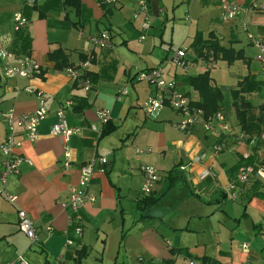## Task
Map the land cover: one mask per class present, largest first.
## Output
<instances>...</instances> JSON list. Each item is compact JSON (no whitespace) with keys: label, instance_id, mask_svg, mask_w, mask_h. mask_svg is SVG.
Here are the masks:
<instances>
[{"label":"crops","instance_id":"1","mask_svg":"<svg viewBox=\"0 0 264 264\" xmlns=\"http://www.w3.org/2000/svg\"><path fill=\"white\" fill-rule=\"evenodd\" d=\"M139 1L120 0L107 12L98 0H36L34 5L26 0H0V47H14L20 54L29 51L42 66L36 77L9 79L0 60V144L7 134L3 114L34 111L39 105L36 93L25 87L42 89L49 109L40 124L39 137L35 141L23 139L18 150L26 160L20 173L11 175L6 185L16 200L0 196V264L20 253L31 264H190L191 259L205 264L204 258L212 264H264V181L248 182L235 199L227 191L247 161L244 152H250L255 162L264 156V139L260 137L264 131V93L258 91L255 74L236 88L250 102L249 130L246 132L240 123L234 93L231 109L221 108L235 132H244L245 140L232 134L223 136L226 147L218 156H214L213 146L219 135L207 133L203 125L191 131L178 129L175 123L180 116L168 105L146 114L143 102L155 95L156 89L137 78L139 69L162 66L166 78L174 80L196 102L199 95L185 77L207 67L211 72L217 61L197 59L193 53L187 57L188 68L183 69L166 61L172 57L166 42L172 47L183 32L180 49L186 46L185 41L191 45L197 34L209 37L213 32L222 45L242 55L244 48L223 44V32L244 29L254 46L249 37L251 26L264 42V32L260 34L264 22H253L262 21L264 9L250 7L264 5V0H237L243 10L234 19L221 17L219 0H147L152 26L144 40L140 37L144 17L134 16ZM17 12L29 21L25 38L18 42L14 30ZM104 30L111 33L112 48L101 49L90 38ZM236 40L233 35L231 41ZM58 50L72 65L91 59V90L86 91L58 66L51 57ZM199 61L205 62L201 70L191 72ZM68 100L73 102L64 106L68 122L79 131L71 136L72 158L65 167V144L52 133V125L58 109ZM101 108L111 111L108 124L99 118ZM97 156L107 157L109 163L106 169L96 170L89 185L97 200L87 201L83 207L80 237L71 229L63 204L70 186L78 183L81 165ZM3 159L0 150V162ZM148 164L157 166L160 179L152 193L145 195L142 167ZM186 164L190 165L182 169ZM206 171L210 174L204 176ZM148 196L158 200L147 204ZM137 208L140 217L136 216ZM20 209L34 221L37 241L20 229ZM68 237L73 239L69 246ZM114 242L113 257L110 250ZM244 243L249 244L248 250ZM130 255L135 259L120 263L122 257Z\"/></svg>","mask_w":264,"mask_h":264},{"label":"built area","instance_id":"2","mask_svg":"<svg viewBox=\"0 0 264 264\" xmlns=\"http://www.w3.org/2000/svg\"><path fill=\"white\" fill-rule=\"evenodd\" d=\"M36 0H26V4L34 5ZM111 6H116L120 3V0H98ZM221 17L223 19H234L243 10L242 5L237 0H219ZM251 8L263 10L264 5H258L256 3L251 4ZM143 16L142 30L143 34L140 36L142 40L146 39L147 30L152 26L151 24V12L150 6L147 0L139 1L138 7L135 10L134 16ZM14 30H20L28 25V19L22 12L14 14ZM249 37L253 43L258 47L259 54L258 59L264 61V42L255 38L251 33ZM92 42L101 49H108L113 47V39L109 30H104L94 36L90 37ZM187 49L180 48L175 51L172 56V62L183 69L188 68V60L186 56ZM0 60L3 65V72L9 79H15L18 77L32 78L38 76L42 72L41 64L31 55L18 56L8 48L0 47ZM16 60V62H13ZM91 59L81 61L79 64L67 66L64 70L69 78L78 85L82 86L86 91L92 89V82L89 78L88 71L91 66ZM210 67L205 68V71ZM210 70V69H209ZM165 68L157 66L151 69L142 70L139 69L137 78L139 80L147 81L151 86L156 89L155 95H150L142 105L146 114L153 113L156 109L170 106L180 116V120L175 123L179 129L184 131H191L192 128L201 124L207 133H214L219 135V141L213 146L214 156H218L226 147L223 136L227 134L237 135L238 140L244 141L245 134L241 132L237 134L232 125L227 120L225 112L220 109L219 111L206 115L203 108L195 107L190 96L181 90L174 80H168L165 75ZM25 90L36 93L39 101L38 107L34 111H28L23 113H16L14 110H9L3 114L7 121V134L3 142L0 144V150L4 155V159L0 162V196H5L10 201H15L16 196L8 192L6 185L11 175H17L20 173L21 165L25 159L18 150L23 144V139L35 141L39 137V127L42 121L47 117L49 109L47 106V95L42 89H37L32 86L25 87ZM127 93L128 88L123 90ZM71 100L60 107L57 111V120L52 125V133L59 135L65 144V167H68L71 162V150L69 142L71 136L78 132L79 129L69 124L64 106L71 105ZM99 118L102 122L107 123L111 117V111L106 108L98 110ZM94 130H97L95 125L92 126ZM264 139V131L260 136ZM138 152L144 151L143 149H137ZM250 152H244L243 157L245 160L251 158ZM200 159H203L201 157ZM198 160V159H197ZM108 158L105 156H97L84 163L80 167V175L77 184L71 185L69 188L68 199L64 201L63 206L68 210V218L71 229L78 236L83 235V207L87 201H96L97 195L89 190L95 172L97 169H106L108 166ZM190 165V164H189ZM188 164L182 166V169H186ZM144 173V183L142 191L145 195L152 193L156 183L160 179L159 170L157 166L148 164L142 167ZM210 174L205 172L204 176ZM254 179H261L264 181V156L260 157L258 161L254 163H244L241 165L235 175L234 180L227 188L230 198L235 199L238 197V190L248 184V182ZM19 215V227L20 229L32 240L37 241L39 239L38 229L28 215V213L20 209ZM51 229V227H48ZM73 243V239L68 237L66 245L69 246ZM243 247L248 250L249 244L244 243ZM190 264H200L198 261L191 259ZM6 264H31L27 257L20 253L14 259ZM246 264H254L248 262Z\"/></svg>","mask_w":264,"mask_h":264},{"label":"trees","instance_id":"3","mask_svg":"<svg viewBox=\"0 0 264 264\" xmlns=\"http://www.w3.org/2000/svg\"><path fill=\"white\" fill-rule=\"evenodd\" d=\"M101 3L107 12L112 10L113 6L103 3V2ZM25 31H26V27L20 30H17L15 32V37H16L17 42L20 40L22 41L25 38V35H24ZM20 47L24 48L23 45H20ZM190 47L197 59H203L207 62L217 61L219 59H227L229 61H233L239 58L240 56L239 54H236L232 48L222 45L220 40L217 38V36L214 35L213 32L209 34V37H204L202 34H197L195 38L193 39ZM8 49L17 55H22V54L29 55V51H26L20 54L15 51L14 47L8 48ZM51 57L57 60L58 66L63 69H65L67 66L72 65V63H68L63 60V53L60 50L52 53ZM185 80L189 83V85L195 91H197L199 95V99L196 102H193V105L195 107L203 108L206 115L213 114L222 108L223 91L221 87L214 84V81L210 74L209 69L206 71L200 72L196 75H187L185 77ZM233 93H234V99H235L234 104L238 111V117L240 119V123L242 124L243 129L245 128V131L247 132L249 129L247 126L248 123L246 119L248 118L247 109H248L250 102L243 98L240 90H234ZM254 162H255L254 157H251L250 159L246 161V163H254ZM150 200L151 202L155 203L158 200V198L155 197L154 199L148 196L146 199V203L148 204ZM80 252L82 255L84 254L86 255L87 253L86 250H82ZM203 263L212 264L211 262H209L208 258H204Z\"/></svg>","mask_w":264,"mask_h":264},{"label":"rangeland","instance_id":"4","mask_svg":"<svg viewBox=\"0 0 264 264\" xmlns=\"http://www.w3.org/2000/svg\"><path fill=\"white\" fill-rule=\"evenodd\" d=\"M264 15V14H263ZM189 16V15H188ZM262 21L254 20L253 22H264V17L261 18ZM250 33L254 35L257 39L263 41V37H260L258 30L253 29L250 26ZM234 32H232L231 28L226 29L223 34L225 37H223V44L227 46H232L234 44L237 46V49L240 50V48H244V51H242V55L239 56V58L229 61L227 59H219L217 60V63L214 64L213 68L211 69V76L214 79L217 84H219L223 91V105L226 107L227 110L231 109L232 101H233V92L236 90L237 87H241V85L244 84V81L246 80L248 75L255 74L256 80L254 81L258 86V91L264 93V62L259 60L257 58L258 50L255 48L256 46L250 45V39L248 38V31H245L244 29H233ZM264 32V29L260 31V34ZM235 35L238 40L231 41L232 36ZM181 40L177 41L174 40L173 46L171 47L170 43L166 42V46L168 50L170 51V54L172 56L174 55L175 51L181 46L182 39L185 38L184 33L181 32ZM179 37V38H180ZM187 50V57L191 58L193 55L192 49L190 48L189 41L184 42ZM132 46V45H131ZM183 47V48H184ZM244 53L249 57L247 60V57L244 55ZM172 57L166 59L167 62L172 61ZM205 62L199 61V63L191 69V72H199L201 70V64H204ZM201 65V66H200ZM129 90V86H127ZM249 91V88H248ZM202 126V125H201ZM179 129V128H178ZM177 129V130H178ZM180 131V130H179ZM136 216L140 217L139 209H135ZM116 247L117 243L114 242L112 245V248L110 250V255L115 256L116 255ZM94 253V252H93ZM125 259L126 262H131L135 259L133 255L122 257L120 259V263H122V260ZM107 264H109V261H107Z\"/></svg>","mask_w":264,"mask_h":264}]
</instances>
